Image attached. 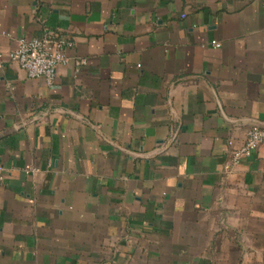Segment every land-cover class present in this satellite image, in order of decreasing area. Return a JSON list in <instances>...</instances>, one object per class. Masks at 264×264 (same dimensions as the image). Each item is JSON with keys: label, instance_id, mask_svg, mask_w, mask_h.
I'll return each instance as SVG.
<instances>
[{"label": "crops", "instance_id": "0c3cea01", "mask_svg": "<svg viewBox=\"0 0 264 264\" xmlns=\"http://www.w3.org/2000/svg\"><path fill=\"white\" fill-rule=\"evenodd\" d=\"M46 27L52 84L0 69V264H264V144L223 171L264 127V0H0V53Z\"/></svg>", "mask_w": 264, "mask_h": 264}, {"label": "built area", "instance_id": "2783aa9c", "mask_svg": "<svg viewBox=\"0 0 264 264\" xmlns=\"http://www.w3.org/2000/svg\"><path fill=\"white\" fill-rule=\"evenodd\" d=\"M72 38L58 27H46L39 37H20L13 50L0 53V69L8 63H16L30 78L44 77L48 84L55 79L58 66L68 61L66 50L73 46ZM214 47L220 43L212 42ZM84 64L82 59L78 62ZM228 160L223 167L224 173L231 172L243 158L250 156L264 144V127L252 126L248 129L244 141L238 145L233 139L227 141ZM6 170L0 163V185L4 182Z\"/></svg>", "mask_w": 264, "mask_h": 264}]
</instances>
